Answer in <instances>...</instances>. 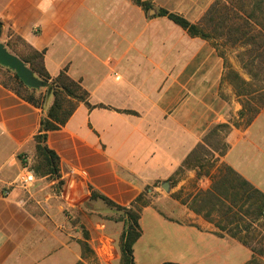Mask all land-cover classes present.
<instances>
[{
  "label": "crops",
  "instance_id": "0c3cea01",
  "mask_svg": "<svg viewBox=\"0 0 264 264\" xmlns=\"http://www.w3.org/2000/svg\"><path fill=\"white\" fill-rule=\"evenodd\" d=\"M142 1L152 9L133 0H0V42L7 47L21 37L44 52L51 78L66 70L89 93L63 127L48 133L46 144L60 159L58 176H37L25 189L17 177L34 159L46 110L0 81V264H88L79 224L89 231L84 240L99 264H119L124 223L104 220L112 214L92 194L131 207L175 175L211 124L230 121L221 93L223 58L207 40L157 14L165 9L198 23L214 0ZM225 90L231 100L233 89ZM232 106L235 115L241 107L235 99ZM225 140V163L264 194V110L247 126L232 125ZM195 174L180 175L183 191H193L188 194L212 184V173L206 187ZM69 190L82 197L74 201ZM173 202L167 216L151 205L142 210L136 264L251 260L247 246L218 236L213 224ZM167 217H197L202 228Z\"/></svg>",
  "mask_w": 264,
  "mask_h": 264
},
{
  "label": "trees",
  "instance_id": "16d2710c",
  "mask_svg": "<svg viewBox=\"0 0 264 264\" xmlns=\"http://www.w3.org/2000/svg\"><path fill=\"white\" fill-rule=\"evenodd\" d=\"M133 1L146 12L152 9L149 2ZM157 14L167 16L192 37L212 40L223 57L226 55L221 50L223 46L242 47L243 51L239 55H242L243 68L247 70L252 80L264 82V0H214L198 23H192L183 16L165 9H158ZM2 34L3 22L0 20V38ZM13 38L7 41L8 49L17 54L33 71L34 76L42 82V87H28L14 71L1 65L0 81L24 100L46 110L39 131L34 137L35 155L30 168L36 177L40 175L57 177L60 159L46 144L48 133L63 127L78 104L87 102L89 93L80 82L73 80L66 70L51 78L45 68L44 52L36 50L19 36ZM220 39L221 43H218ZM19 43L25 46L24 52H16ZM228 75L236 95L242 99L248 98L242 103V114L251 122L264 108V85L260 90L249 91L246 87L252 82L246 81L235 71H230ZM257 96L260 103L253 104ZM216 127L230 128L229 125ZM203 141L204 143H199L191 151L180 169L188 168L192 163L200 169L205 166L204 154H201V151L205 150V144L208 143L205 139ZM218 172L215 177L213 176L210 188L199 190L193 196L189 208L213 224L218 230L215 232L218 236H230L251 249L253 256L246 264H264V194L230 166H222ZM209 175L207 172L203 176ZM92 199L102 200L107 206L123 213V217L116 219L124 223L120 238L121 264H136L134 245L142 233L140 216L148 202L143 201L141 195L127 208L114 203L104 195L92 194ZM81 246L84 255L89 250L88 245L81 242Z\"/></svg>",
  "mask_w": 264,
  "mask_h": 264
},
{
  "label": "rangeland",
  "instance_id": "374dc122",
  "mask_svg": "<svg viewBox=\"0 0 264 264\" xmlns=\"http://www.w3.org/2000/svg\"><path fill=\"white\" fill-rule=\"evenodd\" d=\"M221 40L222 39L218 40V43H221ZM207 41H208L209 45H211V47L212 46L214 47L215 52H216L215 54L220 55V52L215 47L214 42L212 40H207ZM25 50H26L25 46L20 44V43L16 46V52H22V51L24 52ZM221 50H222V52H224L226 54V55H224V57L222 55H220L223 58L224 67H225V70H224L225 75L223 77V82L225 83V85L222 87L221 93H222V96L226 100H228L227 102L229 104V107H231V109L229 110V113H231V116H229L230 121L228 123L223 122V121L215 122V123L211 124L209 126V128L207 129V131L204 135V137H205L204 139L206 140L205 142H207L208 144H205V150L201 151V154H204L203 157L205 159V161H204L205 166H203L200 169L199 167H196L192 163V165L189 166L188 168L187 167H185L184 169L179 168L174 176H172L168 181H165L169 184L168 190L164 189L163 183H165V182H163L162 184L158 185V188L156 190H154L153 192H151V193L148 191L145 192L146 195H143V201L148 202L147 206L151 205L152 207L159 210L165 216H167V214H170L169 213L170 210H171L172 214L175 211V204H174L173 200H176L179 204L185 205L189 208V202L191 201L193 196L197 194V192L193 193V194H188V193L193 192L192 190H191V192H189V191L184 192L183 191L181 186H179L180 175L188 169L196 170L195 178H193V179L201 180L202 185L204 187H206L207 182L205 180L206 177L203 176L204 174H206L207 172L210 174L212 173L211 175H212V178L214 180V177L219 173L218 170L222 166H228L227 163H225V161H224V156L228 150V145H227V142L225 140V137H226L227 133L229 132L231 126L234 125V126H238V127H244L250 123L248 121V117L245 114L244 115L242 114V110H243L242 103H243V101H247L248 98L242 99L236 95V91H235V88L233 86V83L231 82V79H229V75H228L229 72L235 71L246 81H248L250 83L252 82V84L250 86L246 87L247 90H249V91H252L255 89L260 90V88L264 85V82L262 80H252L250 75L248 74L247 70H245V68H243V65L241 63V56L242 55H239V53L241 51H243L242 47L237 46V47L233 48V47H230L228 45H225L221 48ZM225 59H226V63H225ZM225 86H229L231 89H233L235 96L233 95L232 99H235L236 103H239V105L241 107L240 110L237 111L235 115L233 114L232 99L230 100V97L232 94H229V92H227L225 90ZM259 103H260L259 97L257 96L256 99H254L253 104H259ZM262 110H264V108L261 109V111ZM217 125H229L230 128H228V129L222 128V127L217 128L216 127ZM204 139H202V141L199 143H204V141H203ZM33 160H31L32 165H33ZM193 179H192V182L189 181L187 183V187L189 186V184L194 182ZM4 192H5V190L3 191V194H4ZM94 200H99V199H94ZM100 201H102V200H100ZM186 201H187V203H186ZM104 205L106 206L105 212L109 211L112 214V216H110V215L105 213L104 217H102L104 220H112V221L115 220V221H117L116 219L123 217V213L121 211L119 212L116 209L107 206L105 203H104ZM144 208L145 207H143V209ZM189 210H191V209L189 208ZM192 212H194V211H192ZM167 218H170L172 220H174V218H178L181 220V224H183V225L191 223V224L196 225L197 227L199 226L202 228V225L199 222H197L198 221L197 217H167ZM73 221H76V218L73 219ZM73 225L78 226V224L75 225V222H73ZM79 228L81 229V234H82V238H83V239H81L80 242H86L88 245V249H89L88 251H86V254L83 255V259H86L88 264H99V260H98L97 256L94 254V251L92 250L91 246L89 245V243L87 241L84 240V239H86V240L88 239L89 231L86 230V228L83 224H79ZM216 231H218L217 228H216ZM227 237L232 238L230 236H227ZM77 264H85V263L78 262ZM119 264H121V258H120Z\"/></svg>",
  "mask_w": 264,
  "mask_h": 264
},
{
  "label": "water",
  "instance_id": "95a60500",
  "mask_svg": "<svg viewBox=\"0 0 264 264\" xmlns=\"http://www.w3.org/2000/svg\"><path fill=\"white\" fill-rule=\"evenodd\" d=\"M0 65L7 67L14 71L17 76L23 81L25 85L32 88L42 87V82L36 78L33 71L15 54L11 53L7 47L0 42ZM164 189L168 190L169 184L163 183ZM71 190L68 191V195L72 196L74 201H78L82 196L72 195Z\"/></svg>",
  "mask_w": 264,
  "mask_h": 264
},
{
  "label": "built area",
  "instance_id": "2783aa9c",
  "mask_svg": "<svg viewBox=\"0 0 264 264\" xmlns=\"http://www.w3.org/2000/svg\"><path fill=\"white\" fill-rule=\"evenodd\" d=\"M35 182L36 176L34 172L31 170L30 165L25 164L21 172L18 174L16 184H18L22 188L28 189L31 188L35 184ZM9 193V190H5L4 195L8 196Z\"/></svg>",
  "mask_w": 264,
  "mask_h": 264
}]
</instances>
